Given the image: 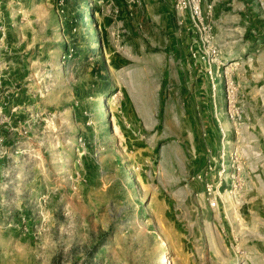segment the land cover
Instances as JSON below:
<instances>
[{"label":"rangeland","instance_id":"374dc122","mask_svg":"<svg viewBox=\"0 0 264 264\" xmlns=\"http://www.w3.org/2000/svg\"><path fill=\"white\" fill-rule=\"evenodd\" d=\"M127 2L0 0V264H256L239 250L236 197L211 210L223 251L198 249L195 212H211L190 178L225 133V82L246 117L264 61L242 57L241 83L225 62L213 111L187 22Z\"/></svg>","mask_w":264,"mask_h":264},{"label":"crops","instance_id":"0c3cea01","mask_svg":"<svg viewBox=\"0 0 264 264\" xmlns=\"http://www.w3.org/2000/svg\"><path fill=\"white\" fill-rule=\"evenodd\" d=\"M140 1L144 8L147 7L148 2H151V5H154L163 13L168 14L165 11L173 13L171 0ZM200 9L204 16H208L214 44L220 51L221 59L224 62L236 63L235 79L238 83H241L240 80L246 77V70H249L247 65L246 70L241 69L242 63L239 60H242V57L250 55V52L254 50L257 53L254 61L258 60L260 63L264 61V0H201ZM170 20L174 24L172 16H170ZM46 25L47 23L44 26L45 31L48 29ZM259 48H261V51ZM197 67V71L207 78L202 72L201 65L198 64ZM255 72H258L256 76L259 79L264 77L263 66L260 70L249 71L247 75L252 77ZM208 84L209 86L205 88L199 86L197 90L202 89L203 92L198 93L205 94L209 99H212L208 101L209 108L215 111L217 103L213 100L214 87L211 86L210 81ZM242 88L244 87H240V91ZM248 90L245 92L248 95L244 102V110L249 129L245 131L244 137L245 142L249 144V149L254 155H249V158L243 162L244 186L240 192L239 205L237 207L236 215L239 221V233L236 236L239 238V250L254 257L256 264H264V261L259 260V258H264V101L258 96L257 92H259V89L256 88L254 90L253 88L252 90V88H248ZM254 93L258 97H253L252 94ZM216 122H218L217 119ZM211 123L215 124L213 119ZM117 127L119 128V126ZM222 129L225 131L223 136L225 137L224 141L227 142V148L231 149L234 144L233 134L227 119H225L224 128ZM221 138L220 134L216 151H211L214 157H216L220 147ZM205 151L206 146L204 147L202 159L203 167L206 159ZM227 187L228 181L222 185L223 189ZM191 189L195 195L203 197L202 182L193 184ZM224 197L229 200L227 195H224ZM209 210L211 212V209ZM195 217L196 222L200 220L205 229L202 231H191L192 235L189 237L193 236L195 239H200L198 249L204 250L205 254H220L225 248L224 239L218 233L215 234L209 228V225H217V220L222 221L225 217L219 211H212L207 215L202 210L195 212Z\"/></svg>","mask_w":264,"mask_h":264},{"label":"built area","instance_id":"2783aa9c","mask_svg":"<svg viewBox=\"0 0 264 264\" xmlns=\"http://www.w3.org/2000/svg\"><path fill=\"white\" fill-rule=\"evenodd\" d=\"M174 24L178 27L188 22V27L194 35L189 56L193 63H198L202 67V72L207 76L210 84L217 77L218 70L222 68L221 73L225 74L224 61L221 59L220 51L214 44L211 33V24L208 16L201 13V0H171ZM129 4L138 3V0H128ZM122 32V31H120ZM5 40V26L0 23V53L7 52ZM1 77V74H0ZM225 100L226 117L233 134V146L227 148V142L224 141V132L220 129L222 136L220 147L216 157L212 156L211 150L206 149L205 165L202 172L195 173L190 178L191 181L203 183V193L209 209H216L218 203L223 204L224 195L236 197L239 200L240 192L243 189V171L244 164L249 155L254 153L250 151L249 144L245 142V131L249 129L246 117L243 116L240 105L237 106L234 100L235 86L232 81L225 82ZM0 148V158L5 154ZM228 181V187L222 188V185Z\"/></svg>","mask_w":264,"mask_h":264},{"label":"trees","instance_id":"16d2710c","mask_svg":"<svg viewBox=\"0 0 264 264\" xmlns=\"http://www.w3.org/2000/svg\"><path fill=\"white\" fill-rule=\"evenodd\" d=\"M94 67L93 68L95 69V74H96V70H98V67H97V65H95Z\"/></svg>","mask_w":264,"mask_h":264}]
</instances>
